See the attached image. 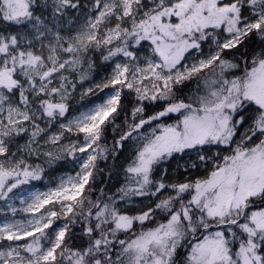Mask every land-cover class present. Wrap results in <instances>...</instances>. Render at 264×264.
Returning a JSON list of instances; mask_svg holds the SVG:
<instances>
[{
    "label": "snow or ice",
    "instance_id": "6c2138e0",
    "mask_svg": "<svg viewBox=\"0 0 264 264\" xmlns=\"http://www.w3.org/2000/svg\"><path fill=\"white\" fill-rule=\"evenodd\" d=\"M78 87L111 92L69 119ZM125 151L124 184L94 187ZM68 156L0 224V264H264V0H0V201Z\"/></svg>",
    "mask_w": 264,
    "mask_h": 264
},
{
    "label": "trees",
    "instance_id": "16d2710c",
    "mask_svg": "<svg viewBox=\"0 0 264 264\" xmlns=\"http://www.w3.org/2000/svg\"><path fill=\"white\" fill-rule=\"evenodd\" d=\"M93 59L96 65L95 77L98 78V75L104 69L103 65L105 64V62L102 61L99 53H96L93 56ZM78 90H79V87L77 91ZM77 91L74 93L73 98L69 101L70 108H69V112L66 114L67 116L76 112L79 108L84 107L87 102H90L95 99H99V96L101 94V91H100L97 94H93V96H90L88 99H85V98L81 99L80 93H77ZM125 92H127V90H125ZM133 101H134V97H131V96H126L122 100L125 111L121 112L120 115L117 117V120L115 122L117 125L126 127L124 123L126 115H127L128 122L131 123L132 118H131L130 113H131V109L133 106ZM149 111H151V108L149 109ZM114 136H116V138L118 139V132H113L112 129L109 128L108 132L106 133L105 138L102 139V141L100 142L101 147L107 146L109 149H111ZM81 139H83V137H81ZM128 156H129L128 151H125L124 153H122L120 156L119 162L115 166H114V162L112 161V159H108L107 161L103 159L99 160L98 166L99 168L103 169V171L96 173V180L94 183V187L103 188L105 192L108 194L115 193L116 189L119 188L125 182V174L121 170V166L127 163L126 157ZM173 163L174 161L170 162L169 165H166L169 167L171 178H175L178 175V173L175 172V167L173 168L174 166ZM60 171H66V169L65 168L56 169L54 176H56L58 172ZM49 174L50 173H47L46 171V175L41 178L44 180L30 181V183L35 185L36 187L42 186V188H44L43 186H44L46 179L48 180L51 179L49 177ZM55 183H56V179L54 178L51 184H55ZM94 195H99V193L98 192L94 193ZM133 203H137V205H126V206L122 205V207H126V209L129 211L130 214H134L136 209L145 207L148 204V200L145 198H133ZM0 216H4V214L0 213ZM59 222L62 223L61 221H57L54 225L58 224Z\"/></svg>",
    "mask_w": 264,
    "mask_h": 264
},
{
    "label": "rangeland",
    "instance_id": "374dc122",
    "mask_svg": "<svg viewBox=\"0 0 264 264\" xmlns=\"http://www.w3.org/2000/svg\"><path fill=\"white\" fill-rule=\"evenodd\" d=\"M103 66H104V69L98 75V78L95 77L96 73H95V69H94V71L91 73V79L84 82V88H87L89 86H93L96 82H100L110 73L111 69L109 67H107L106 64H104ZM86 68H87V66L85 65V69ZM80 92H81V89L79 88L77 93H80ZM99 92L100 91L98 89L95 90V94H97ZM110 92H111V89H104V91H101L99 99H95V100H92L90 102H87L84 107L79 108L76 112L68 115L67 118L71 119L75 116H78L81 112H86L90 108L94 107L95 105L102 103L104 101V99H106L107 95ZM90 96H93V94L86 95L84 98L88 99ZM81 137H82V135H81ZM65 143H67V141H65ZM80 155H82V154L77 153V156H80ZM35 162L43 163L42 160L41 161H35ZM173 165H174L173 168L174 167L176 168V162L175 161H174ZM44 167H45V172H44L43 176L46 175V171H47V173H50L49 177L51 178L49 180L46 179L44 186H43L44 188H42V186L36 187L35 185L29 183L27 185H22L20 189L14 190V193H16V195L14 196L11 203H12V206L17 209L15 215L12 214V212L9 210V208L5 202L0 201V213L4 214V216H0V224L8 222V221H19V220L26 221L27 219H31L32 218L31 214L24 212L22 210L26 205L21 204V200L22 199L27 200V198L32 193H35V192H40V193L46 192L49 188H53L57 184H59L62 178L66 180L69 176H75L76 173L79 171V163H77V161L73 160V158L71 156H68L64 159H61L51 166L44 165ZM58 168H65L66 171H60V172H58V174L56 176H54L56 169H58ZM54 178L56 179V183L51 184L53 182ZM40 180H44V179H40ZM32 181H35V180H32ZM128 205H137V203L132 202ZM58 224H61V223L59 222ZM58 224L54 225L53 228H55Z\"/></svg>",
    "mask_w": 264,
    "mask_h": 264
}]
</instances>
